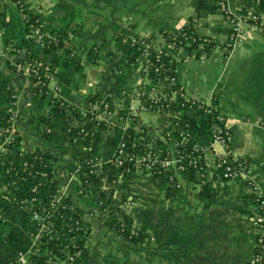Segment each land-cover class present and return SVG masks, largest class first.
I'll return each mask as SVG.
<instances>
[{
	"label": "crops",
	"instance_id": "crops-1",
	"mask_svg": "<svg viewBox=\"0 0 264 264\" xmlns=\"http://www.w3.org/2000/svg\"><path fill=\"white\" fill-rule=\"evenodd\" d=\"M60 1L77 9L78 16L74 22L77 30L67 34L64 44L80 57L82 67L87 68L78 88L63 98L82 113L88 111L92 104L90 99L105 102L116 111L124 110V101L129 100L128 97L137 90L139 69L128 63L125 54L115 50L110 55L107 53L112 38L117 34L115 25L135 24L144 34H150L158 28L175 31L188 16H193L192 12L186 16L191 0H184L186 7L182 6L175 13L159 10L158 0H26L42 13L48 12ZM235 1L226 0L227 11L233 14L237 10ZM0 10L5 11L6 19L16 23V28L17 24L20 26V13L12 2L0 0ZM221 22V15L208 16L199 21L197 33L207 36L221 27ZM217 38L222 43L227 40V35L220 33ZM162 40L157 35L154 43H161ZM2 47L0 33V72L6 71L13 90L14 128L21 137L22 148L30 151L39 147L55 155L57 161L53 165V175L62 180L67 166L78 161L81 151L73 152L68 161L66 155L54 150L53 143L33 133L30 115L38 116L47 110L37 109L31 103L29 79L24 69L18 67L15 72L7 70L6 61L11 62L12 57L8 54L10 48ZM92 47H96L99 55L95 65L91 64L88 55ZM223 50L217 46L206 59L177 60V80L186 94L216 106L231 130L228 152L253 163L248 176L259 189L264 190V127L260 125L264 122V30H249L243 43L233 46L228 55H224ZM57 80L54 76L49 80L53 97L60 96L56 89L62 88ZM135 105L138 110L137 102ZM139 115L148 137H155L158 120L148 111L139 110ZM70 124L74 128L83 125L75 119H71ZM64 147L73 148L67 144ZM166 149L163 147V150ZM205 174L201 186L196 187L191 182L186 184L185 181L184 197H167L158 181L146 173L124 176L111 185H105L115 198L123 200L122 210L133 221L132 227L146 226L148 229L150 240L146 245L129 244L111 232L119 241L129 244L128 248L134 253L132 260L138 259V252H143L146 264H248L252 252L250 238L254 230L251 217L256 203L252 189L244 179L222 180L212 165ZM103 184L107 183L101 181L93 190L79 186L83 191L72 193L77 207L86 214V218L88 210L98 200V191L104 189L101 188ZM203 186L208 188V194L199 193ZM101 227L108 229L107 226ZM101 227H91L85 240L88 254L81 264H104L102 260L111 257L107 248L101 247L105 244L102 245L100 239L99 244L93 242V238L104 231ZM118 252L122 255L121 260H125V254Z\"/></svg>",
	"mask_w": 264,
	"mask_h": 264
},
{
	"label": "trees",
	"instance_id": "trees-1",
	"mask_svg": "<svg viewBox=\"0 0 264 264\" xmlns=\"http://www.w3.org/2000/svg\"><path fill=\"white\" fill-rule=\"evenodd\" d=\"M9 1L20 13L21 24H17L16 28V23L12 19H6L5 11L0 10L2 45L3 48H10L8 54L12 57L11 62L6 61L7 70L15 72L24 62H31L36 73L31 72L28 75L30 100L37 109L47 110L38 116L30 115L29 122L32 124L33 133L40 139L53 143L54 150L66 152L64 144L72 146L70 138L79 131V127L74 128L70 124L71 119H75L83 123L87 132L95 131L92 136V151L97 144L101 147H115L117 141L103 133L104 127L99 125L97 128L100 131L93 129L95 122L88 119L87 112L83 114L78 107L63 98L71 90L77 89L79 78H83L81 60L64 44L67 34L77 30L74 24L78 16L77 9L65 1H60L48 12L42 13L32 8L26 0ZM223 4L227 5L226 0H191L193 16H188L175 31L158 28L155 33L144 34L135 24L115 25L117 34L112 38L107 52L110 55L115 50L125 54L133 68H137L139 62L147 60L149 85L154 88H159L161 83L172 78L168 85L169 93L176 90L178 95L171 105L163 100L153 101L147 95L142 98L141 103L152 111L168 108L173 110L177 118H173L172 122L181 123L194 141L203 147H207L212 141V127L216 115L205 112L199 102L191 103L179 97L184 90L177 80L175 65L177 60L206 59L217 46L224 49V55H228L232 43L227 40L220 43L217 38L220 33H232L229 26L222 25L226 16L233 17L227 8L222 9ZM235 5L236 14L264 30V0H236ZM214 14L221 15V27L212 30L207 36L199 35V21ZM251 16L256 19L252 20ZM35 28L42 33L40 42L30 37V32ZM157 34L162 37V43H154L153 39ZM88 55L91 64H98L96 47L90 48ZM46 74L58 79V86H62L57 89L60 96L51 95ZM13 95L4 70L0 72V128L8 127L9 118L14 115ZM90 102L94 101L90 99ZM128 102V99L124 101L125 107ZM125 111H120L119 115L123 117ZM157 120L160 125L166 121L164 118ZM128 134L131 136L132 132L128 131ZM5 148V152L0 154V182L8 186L9 192L7 199L0 200V264H19L20 252L30 256L31 264H81L88 254L85 240L92 228L86 214L77 207L72 192L66 193L59 201L56 200L57 180L53 179V165L57 157L39 147L30 151L24 150L19 135L9 144H5ZM75 169H79L80 184H73L74 192L83 191L81 188L93 190L101 183L86 161L78 159L74 163L70 162L67 170ZM119 172L118 169L109 168L104 180L107 185L118 179ZM183 175L186 184L199 181V173L193 166H189ZM158 184L167 197H184L182 190L186 185L176 189L166 187L163 180L158 181ZM206 192L208 188L205 186L199 191L201 195ZM97 198L93 206L99 211L103 224L110 231L129 244L146 245L149 242L147 227H132L133 221L122 210L123 200L115 198L110 188L99 190ZM33 214H37L45 225V231L37 242L36 253L30 252L38 222L29 220ZM68 258H72V261Z\"/></svg>",
	"mask_w": 264,
	"mask_h": 264
},
{
	"label": "built area",
	"instance_id": "built-area-1",
	"mask_svg": "<svg viewBox=\"0 0 264 264\" xmlns=\"http://www.w3.org/2000/svg\"><path fill=\"white\" fill-rule=\"evenodd\" d=\"M224 8L226 9L227 5L224 6L223 4L222 9L224 10ZM228 13L232 14L233 17L228 18L226 16L222 25H227L232 30V33L227 35V42H231L233 47L242 44L248 36V31L257 29L258 26L246 21L245 17L243 18L236 13L233 14L229 11ZM250 18L252 20L256 19L255 16ZM31 32V36L35 37L37 42H40L42 38L40 30L35 28ZM18 67L21 68V66ZM137 68L140 72V81L136 92L128 97L129 103L125 107L126 111L123 117L119 115L122 110H113L107 103L101 101L93 102L89 106L88 111H85L89 115L88 119L95 122L96 126L93 129L100 131L97 127L99 125L104 127L103 133L106 136L113 137L117 141L116 146L113 148L101 147L97 144L92 151V136L95 131L87 132L84 126L81 125L78 133L70 138L72 147L81 151L79 159L89 164L91 172L96 173L100 181L105 180L109 168H114L120 171L118 178L135 173H146L157 181L163 180L166 187L178 189L185 185V180L182 177L183 173L186 172L189 166H193L199 173V181L193 185L198 187L203 184L202 182L206 178V169L210 165H212L222 180L244 179L251 187L256 200L255 212L251 217L254 230L252 232V253L248 264H264V190L259 189L254 180L248 176L253 168V163L238 159L228 152L227 148L232 135L225 118L218 113L213 103L197 100L186 94L185 91L179 94V97L184 98L186 101L191 103L199 102L205 112H213L216 115V121L212 127V141L207 147L201 146L194 141L193 136L182 127L181 123L172 122L173 118H177L173 110L168 108L166 110L152 111L141 103L142 98L147 95L153 101L163 100L168 105H171L173 99L178 95L176 90H171L169 93L168 85L172 78L161 83L159 88H154L149 85L147 60L139 62ZM31 72L33 74L36 73L32 67ZM45 76L49 80L53 79L51 74H46ZM56 91L58 90L56 89ZM136 102L138 110L136 109ZM139 110L150 112L156 119L164 118L166 120L162 125L159 124V121L156 123L158 128L156 129L155 137L149 138L146 134L145 127L139 121ZM9 119L11 125L0 128V154L5 152V144H9L11 141L10 135L13 131L15 115H12ZM260 125L264 127V122H261ZM128 131L132 132L131 136ZM78 141L82 142L79 143ZM158 143L160 144L159 146ZM188 146L189 150H187ZM163 147L167 149L163 151ZM218 147L219 149L223 148V150H219ZM67 157L69 161V156L67 155ZM164 175L166 178H164ZM176 176H179L180 179H177ZM60 181V185L57 186V201L65 196L66 193H75L72 189V184L76 181L80 183L79 169L74 171L66 170L64 177ZM29 220L38 221L36 222L37 227H35L37 232L33 237L30 249V252L36 253L37 242L41 237V233L45 231V225L37 214L31 215ZM78 255L79 252H77ZM68 260L72 261V258H68ZM18 263L31 264L30 256L20 252L18 254Z\"/></svg>",
	"mask_w": 264,
	"mask_h": 264
},
{
	"label": "rangeland",
	"instance_id": "rangeland-1",
	"mask_svg": "<svg viewBox=\"0 0 264 264\" xmlns=\"http://www.w3.org/2000/svg\"><path fill=\"white\" fill-rule=\"evenodd\" d=\"M158 2L159 3L157 4V8L159 10H165V11L166 10H170V11H172V13L178 12V9H180L182 6L184 8L186 7V5L184 6V3H183L184 0H158ZM191 12H192V9H191L190 6H188L186 8V16H188ZM80 17L78 19H80ZM31 33L32 32H30V37H32L31 36ZM157 35L160 36L159 34H157ZM32 38H34L36 40L35 37H32ZM153 40H155V38ZM162 42H163V40L161 41V43ZM155 44H158V43H155ZM2 49H3V47H2ZM72 53H74V52L72 51ZM75 55H76V53H75ZM77 57H79V56H77ZM79 59H80V57H79ZM93 65H95V64H93ZM31 67L32 68L35 67L31 62L29 64H28V62H24V65L21 66V68L24 69V72L26 73L27 76L29 75V73L31 71ZM86 70H87V68L83 66L82 67V73L84 74V72ZM76 77L79 78L77 74H76ZM79 79H80V81H82L81 78H79ZM29 91H30V89H29ZM14 99H15V97H14ZM10 125H11V123H9V126ZM17 135H18V131L14 128V125H13V131H12V133L10 135V140L12 141ZM65 151L66 152H61V150L60 151L57 150L58 153L64 154L66 156L68 155L69 157H71V154L73 152H75L76 150L74 148H71L70 147L69 149L67 148V150H65ZM146 176L144 175V177H146ZM53 179H56V178L53 177ZM56 180H57V183H59L58 185H60V183H61L60 178H57ZM105 185H107V184H103L101 186V188L106 189L105 188L106 187ZM8 192H9V188L6 187V186H4V185H2L1 182H0V199L2 200L3 197L4 198H7V193ZM130 202L131 201H129V204L131 205ZM87 220L89 221L90 225H92L91 226L92 228H99V227H101V225L106 226V225L103 224V222H102V220L100 218L99 211L93 205L91 206L90 210H88V212H87ZM101 229L104 230L103 231L104 233L101 232V235H99L96 238H93V242H94V244H99V239H100V241H101L100 243L102 245L105 244V245H103L101 247H106L107 248V254H111V257H107L106 260L103 259L102 260V263L104 262V264H146L145 263V255L142 254L143 252L142 253L138 252L139 253V254H137V256H139L138 259L132 260V257L134 256L133 255L134 253L131 252L132 251L131 248H128L127 245H129V244H125V243H122L121 241H119L115 237V235H112L111 234L112 231H110L109 229H106L105 227H101ZM250 240H252V235H251ZM118 251H122V254H125V258H126L125 260H121L122 255L121 254L118 255L117 254V253H119ZM137 256H136V258H137Z\"/></svg>",
	"mask_w": 264,
	"mask_h": 264
}]
</instances>
